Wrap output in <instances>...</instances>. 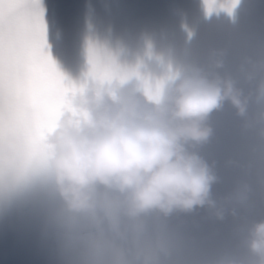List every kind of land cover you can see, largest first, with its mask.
Instances as JSON below:
<instances>
[{
	"label": "flooded vegetation",
	"instance_id": "obj_1",
	"mask_svg": "<svg viewBox=\"0 0 264 264\" xmlns=\"http://www.w3.org/2000/svg\"><path fill=\"white\" fill-rule=\"evenodd\" d=\"M67 1L74 7L72 21L79 18L72 33L73 47L79 44L84 68L77 85L87 78L89 48L116 61L111 47L115 40L129 33L136 44L133 50L121 54L127 62L123 68L135 70L138 75L118 84L116 92L145 98L143 81L146 80L152 84L162 81L166 95L176 79L185 73H196L195 65L180 61L179 52H190L196 46L198 31L205 29L215 13H228L225 17L228 21L247 23H243L244 34L237 44L228 45L232 46L228 66L250 73L264 71V0L257 5L252 0H212L211 10L206 0ZM125 7H131L132 20L108 23L112 14ZM221 122L234 124L247 140L236 167L226 175L212 178L204 203L188 209L160 210L152 220L145 218L149 217L147 210L152 208L132 212L126 196L109 187L110 207L102 225L82 231H61L51 221L56 212L53 201L37 198L29 205L14 204L9 199L8 187L18 174L0 180V264L187 263L196 247L200 216H207L209 206L222 204L224 198L241 206L248 200H264V140L258 147L252 144L253 140L240 126L243 124L239 125L230 116L219 118L209 130ZM117 251L122 252V257L117 258Z\"/></svg>",
	"mask_w": 264,
	"mask_h": 264
},
{
	"label": "clouds",
	"instance_id": "obj_2",
	"mask_svg": "<svg viewBox=\"0 0 264 264\" xmlns=\"http://www.w3.org/2000/svg\"><path fill=\"white\" fill-rule=\"evenodd\" d=\"M81 84L70 97L72 110L61 109L41 133L47 168L69 206H85L94 184L123 193L132 212L188 209L207 200L213 177L187 146L206 139L203 121L225 97L243 111L231 84L183 75L155 101L90 79ZM246 244L264 258V221L252 225Z\"/></svg>",
	"mask_w": 264,
	"mask_h": 264
},
{
	"label": "rangeland",
	"instance_id": "obj_3",
	"mask_svg": "<svg viewBox=\"0 0 264 264\" xmlns=\"http://www.w3.org/2000/svg\"><path fill=\"white\" fill-rule=\"evenodd\" d=\"M39 4L43 10L45 39L51 42L50 50L47 51L65 80L75 84L77 80L71 81L68 78L81 64L77 54L80 49L77 48L78 52L73 53L70 40L79 18L74 19L71 33L67 36V30L73 20L70 15L74 7L67 0H39ZM226 15L219 13L212 15L205 29L198 31L200 35L196 46L190 52H179L180 61L193 67L195 65V74L216 79L221 84H231L243 105V111L240 112L225 97L218 107L209 111L207 119L203 121L204 125L210 128L223 116L235 118L240 122L239 125L243 124L244 127L240 126L244 128L246 136L253 140L252 144L256 143L258 147L259 142L264 140V71L250 73L242 69L233 70L228 66L232 50V46L229 48L228 45L237 44L236 41L240 39L241 34H244L246 25L243 23H247L245 20L228 21ZM50 36L53 37L49 40ZM135 44L133 36L126 33L123 39L115 40L112 45V54L117 56L115 62L122 68L127 62L123 61L121 54L133 50ZM190 70L191 68L188 69L189 72ZM247 122L253 123L254 126H247ZM224 200L222 204L209 206L207 216H200L199 235L196 239V247L192 250L193 257L185 264H222L223 261L237 258L242 264H262L264 258L249 251L246 241L252 225L264 221V200H248L243 206L226 198ZM159 212L157 208L147 210L146 214L149 217H145L146 220L156 218Z\"/></svg>",
	"mask_w": 264,
	"mask_h": 264
},
{
	"label": "snow or ice",
	"instance_id": "obj_4",
	"mask_svg": "<svg viewBox=\"0 0 264 264\" xmlns=\"http://www.w3.org/2000/svg\"><path fill=\"white\" fill-rule=\"evenodd\" d=\"M209 10L212 0H206ZM39 0H0V180L24 171L47 168L41 133L82 84L67 82L47 51ZM87 78L114 89L135 70L119 66L90 47ZM148 101L163 96V82L143 81Z\"/></svg>",
	"mask_w": 264,
	"mask_h": 264
},
{
	"label": "water",
	"instance_id": "obj_5",
	"mask_svg": "<svg viewBox=\"0 0 264 264\" xmlns=\"http://www.w3.org/2000/svg\"><path fill=\"white\" fill-rule=\"evenodd\" d=\"M252 1L256 5L262 2ZM239 12L241 13L240 10ZM132 18V9L127 7L115 12L108 22L116 24ZM246 144L245 136L234 124L221 122L209 130L205 140L189 144L188 149L196 152L204 160L212 177L218 178L236 167L245 152ZM109 191V187L94 184L89 190L87 204L83 207H71L62 196L51 171L42 167L19 173L8 189L11 199L16 203L28 205L40 197L54 201L56 213L51 221L62 231H82L102 225L108 215ZM122 255L118 251L117 257L120 258Z\"/></svg>",
	"mask_w": 264,
	"mask_h": 264
}]
</instances>
